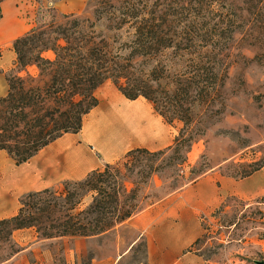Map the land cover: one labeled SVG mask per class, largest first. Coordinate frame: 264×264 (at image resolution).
Instances as JSON below:
<instances>
[{
  "label": "rangeland",
  "instance_id": "obj_1",
  "mask_svg": "<svg viewBox=\"0 0 264 264\" xmlns=\"http://www.w3.org/2000/svg\"><path fill=\"white\" fill-rule=\"evenodd\" d=\"M106 1H4L0 19L3 20L0 23V98L7 93L6 79L9 76H25L26 73L37 75L34 66L28 67L25 72H19L15 67L12 44L16 38L48 22L54 15H72L79 20H88V24L94 22L96 33L111 41L112 32L105 27L106 20H110ZM133 1L146 2L153 7L159 5L164 20L191 19L208 24L214 40L210 59L215 63L218 74L215 91L209 101L193 107V127L202 134L186 154L185 164L180 165L178 157L169 152L163 160L152 158L153 161H150L149 157L142 156L135 163L131 180L138 196L134 204L142 210L132 218L145 210L151 215V220L142 230L143 235L137 229L123 228L91 241H84L80 237H71L69 241L81 243L82 250L85 248L81 264H89L90 258L95 255L108 262L115 260V264H145L148 239L155 247L163 240L168 246L177 241L180 257H195V261L189 259L186 264H255V261H264V209L263 203H260L264 195L247 193V186L244 185L256 172L242 177L253 166L264 163V0H260L257 8L248 9V12L247 8L251 6L243 0ZM198 3L203 6L200 15ZM95 8H99L101 21L95 22L98 20L94 15ZM10 24L16 33L5 37V29ZM44 56L49 59L53 57L49 52ZM199 59L197 54L179 56L173 50L166 51L160 57L172 74L182 69L190 71L193 60L197 62ZM137 67L145 69L143 65L138 64ZM109 88L117 90L111 81L104 82L95 90L98 104V97ZM128 101L141 114L144 113L154 127L153 133L141 141L140 148L156 152L169 147L183 124L177 120L168 124L154 111L152 104L141 97ZM111 107L118 119H113L107 125L106 117ZM130 110L132 107L126 109L121 104L104 101L90 119L89 115L83 119L82 126L90 120L94 135L104 131L102 137L119 138L130 131ZM82 128L74 135L78 137ZM54 143L56 141L50 146ZM94 159L100 161L98 155ZM120 161L117 162L120 171L128 174ZM31 162L32 159L16 166L11 158L0 151V206H3L0 220L16 213L18 199L23 194L44 186L61 189L63 176L47 180L38 178L35 186L31 188L27 185L21 191L11 189L12 176H21L25 170H30ZM150 164L154 171L149 170ZM140 172L142 175L138 174ZM149 172H153L150 177H142ZM202 182L208 187L200 190L198 187ZM230 196L242 199L227 202L226 198ZM87 200L84 199L85 202ZM224 202L226 205H221ZM197 238L199 241L194 244ZM32 241L33 231L13 232L9 243L0 242V264L8 261L21 244L27 246ZM66 246L61 243L53 250L51 244L50 256L55 261L50 264H66ZM70 255L77 256L73 252ZM118 256L121 258L117 259Z\"/></svg>",
  "mask_w": 264,
  "mask_h": 264
},
{
  "label": "trees",
  "instance_id": "obj_2",
  "mask_svg": "<svg viewBox=\"0 0 264 264\" xmlns=\"http://www.w3.org/2000/svg\"><path fill=\"white\" fill-rule=\"evenodd\" d=\"M4 1L0 0V19ZM259 1L243 0L251 6L247 12L256 9ZM106 3L110 20L105 27L112 32L111 41L96 33L94 22L88 24V20L72 15H54L13 41L15 67L25 72L34 66L37 75L26 73L6 79L7 93L0 98V151L19 166L62 135L78 133L84 117L98 104L95 90L106 81H111L126 99L141 97L168 124L177 120L183 127L163 151L136 148L126 152L122 162H117L127 168L128 174H122L117 162L105 164L82 180L63 181L59 190L23 194L16 213L0 220V242L9 243L13 232L26 229H33L40 239L87 238L114 229L142 210L134 204L138 191L131 180L140 157L163 160L169 152L183 165L202 134L194 130L193 107L211 99L218 77L210 59L214 40L208 24L191 19L164 20L159 5L153 7L146 2ZM198 4L200 15L203 6ZM94 15L98 19L95 22L101 21L99 8L94 9ZM168 50L179 56L197 54L200 59L193 60L190 71L182 69L172 74L160 60ZM48 52L51 59L44 56ZM138 64L145 69H137ZM148 167L154 171L152 164ZM262 168L264 163L255 165L242 177ZM226 199L238 200L235 196Z\"/></svg>",
  "mask_w": 264,
  "mask_h": 264
},
{
  "label": "crops",
  "instance_id": "obj_3",
  "mask_svg": "<svg viewBox=\"0 0 264 264\" xmlns=\"http://www.w3.org/2000/svg\"><path fill=\"white\" fill-rule=\"evenodd\" d=\"M2 21L3 20H1L0 23ZM5 30V37L13 36L16 33V29L11 24L10 26H7V29ZM98 99L100 101L98 106H96L93 110L90 111V113L87 114L89 115V119L92 115H94V113L100 107L101 103L104 101L106 103L110 102L111 104H121L126 109L132 107V110H130V112L128 113V116L131 119L130 131L128 133H124V135L120 136L119 138L113 137L112 139H108L106 137H102L104 135V131H101L98 134L94 135L90 127L91 121L88 120V122L86 124L84 123V125L82 126V132L78 137L77 135L75 136L72 133H66L64 135L67 136L63 138L64 135H62L61 137L53 141H56V143L50 146V144L53 143L51 142L50 144L42 148L36 155H34L31 158L32 162L30 164V170H25L21 174V176H12V181H10L11 183L9 184L11 185V189L21 191L27 185H30V187L32 188L36 185L38 178L47 180L63 176V181L82 180L89 172L99 169V167L103 163L113 164V162H117V160H119V158H121L129 150L140 148L141 141L146 138L147 135L149 136L150 133H153L154 127L150 124V121L148 120L146 115L144 113L141 114L136 109L135 105L130 104L128 99H126L118 90L109 88L104 93H102V95H100ZM112 110L114 109H112L111 107V111L107 113V125L111 123L110 121L117 118L114 116L115 111ZM132 145H136L137 147L134 146L135 148H133ZM96 155H98L100 161H96L94 159V156ZM19 177H21V180ZM195 183L196 182L192 184L194 185ZM244 185L247 186V193L255 192L258 195H264V168L257 171L255 173V176L248 180ZM206 186L208 187L205 182H202L199 184L198 189L201 190ZM48 188L52 187L44 186L42 188H39L37 191ZM235 197L237 198V196ZM240 199L242 198L239 197V200ZM262 205L264 209V203ZM2 207L3 206L1 205L0 209ZM150 220L151 215L147 213V210H145L138 214L136 217L129 218L110 231L93 237L80 238L85 239L84 241H91L92 239L103 237L104 235H107L112 231H118V229L123 228H134L141 233L142 230L146 227V223H148ZM200 227L202 231L201 223ZM26 230L33 231L34 241L29 243L27 246H23L21 244L19 251L16 252L4 264H50L55 261V258L53 257L52 259L50 256L51 244H53L54 250L55 248H58L59 244L61 243L64 245H68L64 247L67 248L68 252L65 259L66 264L82 263L81 261H83L82 259L84 258L83 254L85 253V248H83V250L81 249V243L70 242L69 239H71V237L40 239L37 237V234L33 229ZM26 230L15 232H22ZM164 242L165 240H163L160 245L155 247L153 246L154 244L150 243V240L148 239L146 247L147 258L145 264H186L187 260L189 261V259L195 261V257H180L181 251L177 241L173 242L171 246L166 245ZM46 248L47 251H45ZM72 252L76 253L77 256L72 257L70 255V253ZM122 256H124V254H122ZM119 258H121V256H118L117 259ZM114 261L115 260L108 262V260L95 255L94 257L90 258L89 264H115Z\"/></svg>",
  "mask_w": 264,
  "mask_h": 264
},
{
  "label": "water",
  "instance_id": "obj_4",
  "mask_svg": "<svg viewBox=\"0 0 264 264\" xmlns=\"http://www.w3.org/2000/svg\"><path fill=\"white\" fill-rule=\"evenodd\" d=\"M255 264H264V261H255Z\"/></svg>",
  "mask_w": 264,
  "mask_h": 264
},
{
  "label": "bare ground",
  "instance_id": "obj_5",
  "mask_svg": "<svg viewBox=\"0 0 264 264\" xmlns=\"http://www.w3.org/2000/svg\"><path fill=\"white\" fill-rule=\"evenodd\" d=\"M20 178V180H21V177H19ZM22 179H23V177H22ZM24 181V180H23ZM22 181V182H23ZM18 182V181H17ZM10 183V182H9ZM12 183H14V182H12ZM20 183V182H19ZM24 183V182H23ZM13 185V184H12ZM17 185H20V184H17ZM14 186V185H13ZM16 187V186H15Z\"/></svg>",
  "mask_w": 264,
  "mask_h": 264
}]
</instances>
